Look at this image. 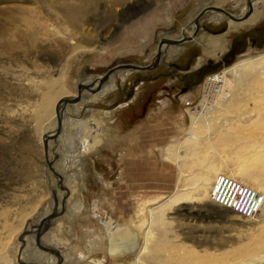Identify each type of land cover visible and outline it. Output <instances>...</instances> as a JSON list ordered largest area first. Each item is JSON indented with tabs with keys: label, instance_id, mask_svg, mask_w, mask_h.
<instances>
[{
	"label": "rangeland",
	"instance_id": "1",
	"mask_svg": "<svg viewBox=\"0 0 264 264\" xmlns=\"http://www.w3.org/2000/svg\"><path fill=\"white\" fill-rule=\"evenodd\" d=\"M84 2L87 9L75 24L58 7ZM249 2L0 0V264H23L21 259L27 264H50L42 256H48L46 249L25 252L24 247L19 249L18 237L25 226L34 233L43 216L58 211L41 235L65 255L64 262L57 264H94L100 258L108 259L106 264H130L136 253L112 257L109 248L115 236L134 231H139L137 240L143 244L151 208L170 218L169 224L153 226L155 231H165L162 238L168 247L176 242L185 245L183 252L208 249L222 254L221 264H264V231L247 236L240 250L234 248L233 239L254 232L256 222L264 227V209L255 219L246 220L214 205L209 197L198 198L197 192L209 185L207 179L229 174L242 162L243 156L236 153L238 140L227 139L216 125L205 122L200 129L204 151L187 156L188 164L185 157L179 158L184 173L173 161L176 155L167 158L168 146L188 137L187 108L202 112L200 101L206 89H213L210 102L220 101L221 84L207 79L239 59L264 53V0ZM208 6L223 7L235 18L215 10L203 12ZM219 14L222 17L215 18ZM43 19L51 26L40 29ZM36 28L40 30L33 42L27 36ZM173 40L179 42L168 44ZM160 41L168 45L161 61L156 60ZM73 52L64 79L70 91L67 96L75 97L79 84L86 81L96 90L84 88L79 101L61 108L63 129L50 137L46 150L35 115L48 80L57 76ZM122 63L149 67L117 69L100 88L94 86L107 70ZM203 67L207 71L200 75ZM235 108L238 105L229 110ZM53 121L43 126L42 136L52 132ZM94 122L101 124L102 141L83 153V138L89 136ZM263 139L255 148L264 153ZM193 144L185 146L191 149ZM211 163L221 164L222 169L205 167L207 176L193 180L197 179L196 193L186 202L174 201L177 192L191 188L188 176ZM261 181L264 194V176ZM138 204L144 211L141 216ZM188 262L197 264L191 257Z\"/></svg>",
	"mask_w": 264,
	"mask_h": 264
},
{
	"label": "bare ground",
	"instance_id": "2",
	"mask_svg": "<svg viewBox=\"0 0 264 264\" xmlns=\"http://www.w3.org/2000/svg\"><path fill=\"white\" fill-rule=\"evenodd\" d=\"M58 7L63 10L64 12L63 17L68 18L73 24L77 22V20L80 18V15L83 12H85V10L87 9V5L85 2L81 4H72V5H67V3H62ZM221 17L222 16L220 14L215 16V18L217 19ZM57 23H60V20ZM29 24L31 25V28L30 27L29 28L33 29L32 28L33 23L29 21ZM38 26L39 25H36V27ZM40 26H41L40 29H44V28L46 29L49 26H51V24L49 23V20H44L40 24ZM40 29L31 32L27 36V38L31 39L34 42L37 39V31ZM167 46L168 45L163 44L160 48V51L161 52L165 51ZM74 53L75 52L71 53L67 57L65 62L61 65L60 69L58 70L57 76L48 80L47 86L45 88V92L43 94L42 105L40 106L38 112L35 115V121L37 123L36 124L37 132L41 133L39 134L41 137L40 136L39 137L42 140V142H44L47 148H49L50 137H53L57 132L58 116H61L63 119L62 129H63V124L65 123L64 120L65 114L63 113L64 112L63 110L66 105L63 103V99L69 97L67 96V94H69L70 91L66 88L64 79L68 70L69 59ZM207 80L208 82H213L215 80L216 82L221 84L219 86V91L217 94L218 99H220V101L217 103L210 102L211 100H209L208 96L210 93L213 92L212 91L213 89H209V90L206 89L205 90L206 93L204 94V96L200 101V105L203 107V111L197 114L195 112H192L191 108H187V111L189 112L191 118L190 127L188 129V137L183 141H181L177 146H173L175 145L174 143L172 146H168L167 158L171 157L172 160V156L176 155L173 161L175 163L177 162L179 168L183 171L181 163L178 162L179 158L185 157L184 159L188 164L189 162L187 160V156H191L193 155V153L197 155L204 151L205 144L201 137L202 135L200 134V129L202 124H204L205 122H209L213 124V126L216 125L218 129L217 131L225 135L227 139L238 140V142L237 141L235 142L237 143L236 149L239 148L238 151L236 150V153L241 154L243 156L242 158L243 160L239 164L234 165L235 166L234 171L231 172L230 170L229 174L227 175L237 179L238 181H240L245 185L248 186L254 185V187L258 189V192L262 193L263 182L261 180L262 177L264 176L263 174L264 153L257 150L258 148L256 149L255 145L256 144L260 145L262 143V139L264 138V137L261 138V135L262 136L264 135V53L256 56H249L239 59L233 64H231L229 67L223 69L221 72L208 78ZM98 82H99L98 85L95 84L94 86H98V88H100L101 86L100 81ZM84 84L89 86L91 83L89 81H86V83ZM211 84L214 85V83ZM91 89L96 90L95 88L93 89V87H91ZM237 105L239 108L238 110H236V108L233 110H229V108H234ZM61 108L63 110H61ZM54 119L56 122L53 121V123L55 122L56 126L53 127V129L51 130L52 132L50 131L51 133L50 134L48 133L49 135L47 136H45V134L42 136V133L44 132L43 126L47 122L49 123V121ZM93 124L94 126L89 128L88 131L89 133L90 132L91 133L89 134L87 132L89 136H85L83 138L84 141L83 153H88L91 150H94L102 141V138H100L101 134H99L100 132L98 131L100 129L101 124L95 122ZM215 130L213 129V132ZM96 131H98V133L94 134L93 132L96 133ZM197 132H199L200 135ZM193 141H195L196 144L195 145L193 144L191 149L185 146L187 144H190L191 142L193 143ZM227 159L230 160L228 157L225 160ZM186 162L184 163L186 164ZM223 162L224 163L222 164H226V161L223 160ZM205 167L209 168L210 170L214 169L215 171H220L222 169L221 168L222 165L219 163L216 164L211 163L208 165H204L199 171H197L196 174L194 175L192 174V176L191 175L188 176L186 180L190 181L189 184H191V188L187 189L184 187L183 191L182 190L179 191L180 193L177 192L178 194L176 193L175 196L173 197L174 201L181 203L186 202L189 200V198H191L194 195V192L196 191L194 185H196L195 181L197 179L195 181L193 180L196 177L205 178L207 176L206 174L208 171L206 172ZM48 176L49 175H47V177ZM207 182L209 184L208 185L209 188L206 187V190H203L202 192H197L198 198L200 199H204L206 197L210 198L211 196L212 191L209 189H213L214 181L213 180L210 181L207 179ZM259 182H261V184ZM40 201L41 199L37 200L38 204ZM144 203L145 202H143L142 205ZM140 207L141 204H138L139 216H141L144 213V211ZM59 212L60 211L54 214L48 213V217L43 216L40 219L39 223L35 226L34 233H29L27 226H25V233H22L20 237H18L20 238L19 249L22 250L24 247L25 252L28 251L38 252L36 250L37 247L43 248V250L46 249L45 251H47L48 256H46L45 254H42V256H45V258H47L50 261V264H57L58 262L65 260V255L63 256L61 251H59V249H56L51 245H49L41 237L42 233L47 229V227H49L55 221L54 217L51 216L53 215L56 216V214H58ZM149 213L151 217L150 226L145 231L143 244L140 245V242L137 240L139 231L131 232L130 234L124 237L123 236L121 237L119 234L120 237L118 236L116 238L115 236V239L114 241H112L111 247L109 248L110 256L124 257L126 254L136 253L134 260L130 264H190L188 262L190 257L191 259L196 261L197 264H218L219 261L221 264V260L223 259L222 254L220 255L216 254L215 252H212L211 250L208 249H201L196 251L192 249L190 250L185 249L186 252H183L182 249L183 247H185V245L178 244L176 242H174V246L172 248L168 247L167 241L163 240L162 238L163 235L165 234V231H155L153 226L158 225V223L169 224L170 221L168 220L170 218L169 219L168 217L165 218V214L163 213V211L157 212L156 209L154 208L149 209ZM259 224L260 222H256V226L254 227L255 228L254 232H250L248 235L245 236H241V235L235 236L233 239L237 245L234 246V248L238 250L243 248L247 236L260 235L264 231V227L259 226ZM37 236L41 237L38 242H37ZM111 238H113V236H111ZM254 238L255 237H253V239ZM169 242H171V240H169ZM94 244H96V242H94ZM149 251L152 252L151 256L146 255V253ZM55 254L58 255V257H55ZM214 258H216L215 262L213 260ZM21 260L23 264H27L25 260L24 261L23 259ZM107 260L108 259L106 258L96 259L94 264H106ZM112 264H125V263L118 261L115 263L113 262Z\"/></svg>",
	"mask_w": 264,
	"mask_h": 264
},
{
	"label": "built area",
	"instance_id": "3",
	"mask_svg": "<svg viewBox=\"0 0 264 264\" xmlns=\"http://www.w3.org/2000/svg\"><path fill=\"white\" fill-rule=\"evenodd\" d=\"M211 202L231 210L242 219H255L264 208V194L237 179L219 173L214 178Z\"/></svg>",
	"mask_w": 264,
	"mask_h": 264
},
{
	"label": "water",
	"instance_id": "4",
	"mask_svg": "<svg viewBox=\"0 0 264 264\" xmlns=\"http://www.w3.org/2000/svg\"><path fill=\"white\" fill-rule=\"evenodd\" d=\"M248 2H249V0H247ZM249 4H251L250 2H249ZM206 10H215V11H220V12H223V13H225V14H227L229 17H231V18H235L234 17V15H232L227 9H225V8H223V7H216V6H208V7H206L204 10H203V12L204 11H206ZM162 42L163 41H160V43H159V46H158V49H157V53H156V56H157V58H156V60H159V58L161 57V51H160V48H161V46H162ZM179 42V40H173V41H171V42H169V43H178ZM149 67V65H139V64H133V63H122V64H119V65H117V66H115V67H112V68H110L109 70H107V72L101 77V79H100V84H102L103 82H105L107 79H108V77H109V75L113 72V71H115V70H117V69H123V68H130V69H139V70H141V69H146V68H148ZM88 89L89 91H95V90H92L91 89V87L90 86H88V85H85L84 83H80L79 84V91H78V94L75 96V97H67V98H64L63 99V103L66 105V104H68V103H71V104H73V103H76L77 101H79L80 100V98H81V96H82V92H83V89ZM64 108V107H63ZM62 122H63V119H62V117L61 116H58V129H57V132H56V134L53 136V137H55V136H57L60 132H61V129H62ZM46 147V146H45ZM46 150H47V147H46ZM53 171H54V173L58 176V178H59V180H61L62 179V175L60 174V173H58L54 168H53V166L51 165V167H50ZM61 187H63L62 185H61ZM51 217H55L54 215L53 216H51ZM40 236H37V242L40 240Z\"/></svg>",
	"mask_w": 264,
	"mask_h": 264
},
{
	"label": "flooded vegetation",
	"instance_id": "5",
	"mask_svg": "<svg viewBox=\"0 0 264 264\" xmlns=\"http://www.w3.org/2000/svg\"><path fill=\"white\" fill-rule=\"evenodd\" d=\"M164 56H165V54H164ZM163 55H161V57L159 58V60L161 61V60H163V57H164ZM157 58V57H156ZM205 71H207V67H203L202 69H200V71H199V73H200V75H203V73H205ZM114 73H117V70L116 71H113L110 75H109V77H108V80L110 79V77L112 76V74H114ZM200 78V77H199Z\"/></svg>",
	"mask_w": 264,
	"mask_h": 264
},
{
	"label": "crops",
	"instance_id": "6",
	"mask_svg": "<svg viewBox=\"0 0 264 264\" xmlns=\"http://www.w3.org/2000/svg\"><path fill=\"white\" fill-rule=\"evenodd\" d=\"M185 96H187L188 98H191V95H190V94H188V95H185Z\"/></svg>",
	"mask_w": 264,
	"mask_h": 264
}]
</instances>
